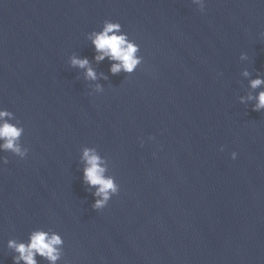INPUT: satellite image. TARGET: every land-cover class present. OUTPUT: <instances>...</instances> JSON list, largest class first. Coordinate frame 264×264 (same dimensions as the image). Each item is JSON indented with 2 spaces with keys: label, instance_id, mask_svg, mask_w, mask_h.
I'll return each instance as SVG.
<instances>
[{
  "label": "water",
  "instance_id": "1",
  "mask_svg": "<svg viewBox=\"0 0 264 264\" xmlns=\"http://www.w3.org/2000/svg\"><path fill=\"white\" fill-rule=\"evenodd\" d=\"M105 20L139 44L133 73L94 59L89 33ZM258 75L264 0H0V108L28 150L0 151V264L35 228L62 236L57 264H264ZM85 148L119 185L101 210Z\"/></svg>",
  "mask_w": 264,
  "mask_h": 264
},
{
  "label": "clouds",
  "instance_id": "2",
  "mask_svg": "<svg viewBox=\"0 0 264 264\" xmlns=\"http://www.w3.org/2000/svg\"><path fill=\"white\" fill-rule=\"evenodd\" d=\"M199 4V10L204 11L206 0H194ZM89 39L94 45L96 55L94 59L97 62L103 61L105 58L113 63L110 65V72L115 75L121 71L131 74L142 63L143 57L139 55L140 46L134 40L130 39L128 34L122 30V25L119 22L105 20L100 30H93L89 33ZM246 53H241L240 58H246ZM71 65L85 69V79L95 81L97 72L91 66V62L87 57H71ZM249 75L247 70L243 73ZM104 79H107L103 73L99 74ZM252 89L260 88L264 85V77L257 76L249 81ZM97 89H102V85L97 84ZM248 100H255L252 105L254 111L264 109V90L259 91L255 96L251 93L247 96ZM240 102H245V97H240ZM13 113L6 109L0 108V151H11L13 154L26 157L28 150L23 148L19 143V139L23 134V128L11 121ZM151 139V137H150ZM143 144V140H141ZM223 150V148H221ZM233 159L237 153H231ZM84 168L82 181L89 190L92 191L94 202L91 205L95 210L103 209L112 198L113 195L119 192V185L115 177L106 175L107 168L104 165L103 157L94 148H85L82 153ZM3 163H7V157L0 158ZM63 238L58 232H49L43 228H35L28 234V239L15 240L9 239L7 247L16 255L12 256L13 264H38L37 255L43 257L49 264H57L61 256V247Z\"/></svg>",
  "mask_w": 264,
  "mask_h": 264
}]
</instances>
